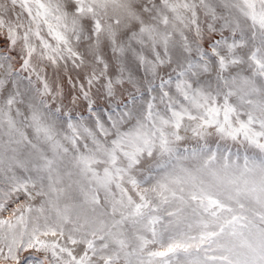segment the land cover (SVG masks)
I'll use <instances>...</instances> for the list:
<instances>
[{"label": "snow or ice", "instance_id": "snow-or-ice-1", "mask_svg": "<svg viewBox=\"0 0 264 264\" xmlns=\"http://www.w3.org/2000/svg\"><path fill=\"white\" fill-rule=\"evenodd\" d=\"M0 264H264V0H0Z\"/></svg>", "mask_w": 264, "mask_h": 264}]
</instances>
